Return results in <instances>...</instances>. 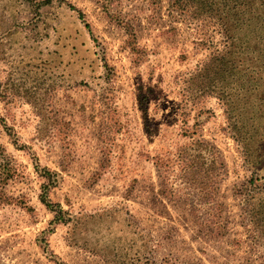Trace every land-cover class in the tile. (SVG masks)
<instances>
[{
	"label": "rangeland",
	"instance_id": "374dc122",
	"mask_svg": "<svg viewBox=\"0 0 264 264\" xmlns=\"http://www.w3.org/2000/svg\"><path fill=\"white\" fill-rule=\"evenodd\" d=\"M183 9L0 0V264H264V194L198 77L226 39Z\"/></svg>",
	"mask_w": 264,
	"mask_h": 264
},
{
	"label": "trees",
	"instance_id": "16d2710c",
	"mask_svg": "<svg viewBox=\"0 0 264 264\" xmlns=\"http://www.w3.org/2000/svg\"><path fill=\"white\" fill-rule=\"evenodd\" d=\"M174 1L184 5L183 10L193 7V15L216 23L224 34L227 51L198 77L209 79L204 90L210 89L224 102L235 139L253 170L249 184L264 194V0ZM41 200L61 219L63 211L46 194Z\"/></svg>",
	"mask_w": 264,
	"mask_h": 264
}]
</instances>
